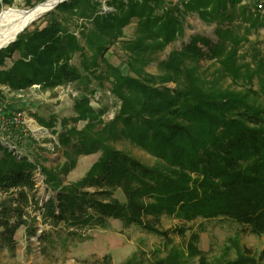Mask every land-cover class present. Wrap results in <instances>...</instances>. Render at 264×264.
Returning <instances> with one entry per match:
<instances>
[{
	"label": "trees",
	"instance_id": "trees-1",
	"mask_svg": "<svg viewBox=\"0 0 264 264\" xmlns=\"http://www.w3.org/2000/svg\"><path fill=\"white\" fill-rule=\"evenodd\" d=\"M42 1L24 0V5ZM0 4L11 6L14 0ZM100 5L99 0H65L0 49L1 86L20 91L35 84L54 89L79 82L84 73L73 62L79 54L85 71L95 73L105 66L100 78L111 81L120 100L119 110L105 121L106 108L93 107L88 94L75 98V114L56 131L58 146L67 148L60 166H45L0 140V192L5 194L0 200V252L16 255L21 226L28 239L54 234L83 239L88 228L105 226L110 218L170 242L169 230L159 225L163 214L186 221L224 216L264 233V58L255 51L251 68L240 53L250 35L264 27L258 6L243 0H110L114 9L102 11ZM193 12L215 24L217 40L192 35L189 43L158 62L160 73L148 72L146 65L154 56L184 34ZM134 19V37L122 41L130 74L111 64L105 51ZM206 56L217 64L218 77L199 74ZM255 75L263 81L260 90L236 87L240 80L252 83ZM226 78L231 80L227 85ZM2 92L0 88V99ZM36 117L43 125H55L52 119ZM79 121L85 122L81 128ZM120 138L156 161L144 162L118 148L114 142ZM96 153L81 179L65 182L79 155ZM38 168L52 191L47 197L38 194ZM197 240L194 233L186 248L175 247L151 264H194L189 259L196 255L197 264H264V253L256 258L251 252L211 261ZM100 264H112V259L103 256Z\"/></svg>",
	"mask_w": 264,
	"mask_h": 264
},
{
	"label": "rangeland",
	"instance_id": "rangeland-1",
	"mask_svg": "<svg viewBox=\"0 0 264 264\" xmlns=\"http://www.w3.org/2000/svg\"><path fill=\"white\" fill-rule=\"evenodd\" d=\"M99 1L102 11L114 9L112 5H108L110 0ZM245 2H252L258 6L256 0H245ZM24 4V0H14V4L11 6L0 4V11L8 7L28 8ZM258 8L260 10L259 6ZM261 13L264 15V12L261 11ZM41 19L35 23L39 24ZM136 20L134 19L125 26L124 34L117 42L109 44L105 51V58L124 73L133 74L128 67V55L122 41L134 37ZM29 27L34 28L35 24H31ZM197 33L217 40L215 24L204 22L196 12H193L187 16L184 34L156 54L153 61L146 65V70L154 74L160 73L158 62L166 59L173 48H182L184 43H189L191 36ZM204 49L207 48L204 47ZM255 51L264 58V27L262 26L250 35L249 40L240 49V53H245V60L251 62V68H254L256 64L251 61ZM17 55V53L14 54V57ZM213 61L214 59L210 56H206L200 61L198 72L201 76L218 77V66ZM73 62L78 64L84 73L83 79L73 84L59 85L54 89H44L39 84H35L20 91H13L0 85L4 96V99H0V140L12 143L19 151L29 154L31 158H36L43 165L49 167L60 166L67 159L65 156L67 148L58 146L56 131L63 128L64 119H69L75 114L73 108L75 98L82 94H88L93 107L106 108V112L102 115L105 121L112 119L119 110L120 100L112 92L111 81L108 79L102 81L99 75L105 66L95 73L85 71L81 66L79 54L76 55ZM10 64L11 60L7 59L6 66ZM223 82L227 85L231 80L226 78ZM238 84L236 86L238 88L252 87L255 90H260L263 81L255 75L252 83L240 80ZM170 85L174 86V83H170ZM261 98L264 99L263 94H261ZM18 112L23 115L21 123L13 124L5 121L6 123L3 124V120L12 118ZM36 114L45 120H54L55 125L52 127L43 125L37 119ZM84 123V121H79L77 126L81 128ZM114 143L118 148H125L144 162L152 164L156 161L154 155L129 139L120 138ZM98 155L99 153L79 155L76 167L67 174L65 182L81 179ZM36 172L39 174L38 194L41 197H47L52 191L45 184V174L42 173L41 168H38ZM115 194L124 200L121 190H117ZM159 225L161 228L169 230V238L172 239L170 242L166 241L162 235L148 232L135 224L126 225L118 218H110L105 226L88 228L87 235L83 239L65 234H54L50 239H39L35 236L27 240L20 233L18 234L19 244L16 255H10L7 250L0 252V264H100V260L106 255L110 256L112 264H120L128 260L132 264H151L158 258L165 257L175 247L186 248L194 233H198L196 241L198 249L204 252L211 261L234 260L246 252H251L256 258H260L264 253V233H254L247 223L233 218L224 216L198 217L186 221L163 214ZM40 226H42L41 223ZM180 228H184L183 232ZM196 256L189 259L191 262L195 260L194 264H197ZM261 261L264 263V255L261 256Z\"/></svg>",
	"mask_w": 264,
	"mask_h": 264
},
{
	"label": "bare ground",
	"instance_id": "bare-ground-1",
	"mask_svg": "<svg viewBox=\"0 0 264 264\" xmlns=\"http://www.w3.org/2000/svg\"><path fill=\"white\" fill-rule=\"evenodd\" d=\"M56 1V0H53ZM39 6L31 8L8 7L0 11V46L11 42L25 24L29 23L37 14L42 12Z\"/></svg>",
	"mask_w": 264,
	"mask_h": 264
},
{
	"label": "water",
	"instance_id": "water-1",
	"mask_svg": "<svg viewBox=\"0 0 264 264\" xmlns=\"http://www.w3.org/2000/svg\"><path fill=\"white\" fill-rule=\"evenodd\" d=\"M63 1H65V0H56V1H53V0H44V1H42V2H40V3H38V4H36L35 6H33V7H30L31 9H29V10H32V9H34V8H37V7H39V6H43L42 7V12H40L39 14H37L29 23H27V24H25L20 30H18V32H17V34L15 35L16 37H17V35L20 33V32H22V31H24L26 28H28L31 24H33L34 22H36L37 20H39L40 18H42L45 14H47L49 11H52V10H54L55 8H56V6L59 4V3H61V2H63ZM16 37L11 41V42H13L15 39H16ZM10 43V42H9ZM9 43H7L6 45H8ZM6 45H2V46H0V49L2 48V47H4V46H6Z\"/></svg>",
	"mask_w": 264,
	"mask_h": 264
},
{
	"label": "built area",
	"instance_id": "built-area-1",
	"mask_svg": "<svg viewBox=\"0 0 264 264\" xmlns=\"http://www.w3.org/2000/svg\"><path fill=\"white\" fill-rule=\"evenodd\" d=\"M243 1L245 2V0ZM256 1H258L257 5L260 7V10L264 12V1L263 0H256ZM22 116H23L22 113L18 112L12 118L3 120V124L6 123L5 121H8L9 123H13V124H19L22 122V118H23ZM38 178H39V174L36 172V176H35L36 183L39 182Z\"/></svg>",
	"mask_w": 264,
	"mask_h": 264
},
{
	"label": "crops",
	"instance_id": "crops-1",
	"mask_svg": "<svg viewBox=\"0 0 264 264\" xmlns=\"http://www.w3.org/2000/svg\"><path fill=\"white\" fill-rule=\"evenodd\" d=\"M5 194H3V193H1L0 192V200H1V198L4 196ZM23 234V237L26 239L27 238V240H30V239H28V237L26 236V232H25V227L24 226H21L20 228H19V230L17 231V235H16V237H17V240H18V234ZM18 244H19V240H18ZM8 252V251H7Z\"/></svg>",
	"mask_w": 264,
	"mask_h": 264
}]
</instances>
